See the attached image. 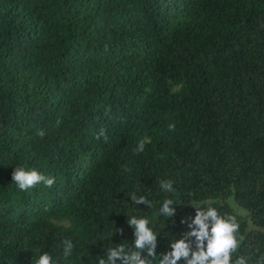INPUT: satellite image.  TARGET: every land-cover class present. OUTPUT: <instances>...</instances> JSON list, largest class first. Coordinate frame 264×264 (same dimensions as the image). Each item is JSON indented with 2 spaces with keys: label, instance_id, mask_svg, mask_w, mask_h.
<instances>
[{
  "label": "trees",
  "instance_id": "16d2710c",
  "mask_svg": "<svg viewBox=\"0 0 264 264\" xmlns=\"http://www.w3.org/2000/svg\"><path fill=\"white\" fill-rule=\"evenodd\" d=\"M17 166L55 184L19 190ZM166 198L171 219L159 215ZM206 200L237 216L240 254L254 264L264 254V0H0V264L44 252L66 264L65 238L68 264H98L120 243L131 252L133 215L151 221L158 264Z\"/></svg>",
  "mask_w": 264,
  "mask_h": 264
},
{
  "label": "clouds",
  "instance_id": "9594fccd",
  "mask_svg": "<svg viewBox=\"0 0 264 264\" xmlns=\"http://www.w3.org/2000/svg\"><path fill=\"white\" fill-rule=\"evenodd\" d=\"M171 84V81L168 82ZM57 126L61 123L57 120ZM169 131H175V124L168 125ZM38 135L43 137L45 133L39 131ZM105 137L103 130L97 134V139ZM150 138H142L134 148V154L143 153ZM125 171L129 169L125 168ZM12 181L19 190L27 191L37 185L43 184L52 188L55 178L46 176L39 171L27 170L23 166H17L12 173ZM174 182L162 180L159 187L162 192L174 194ZM132 204L145 205L151 208L152 201L144 195L132 193L129 197ZM213 201L206 200L200 206H192L195 215L186 217L181 221L189 229L183 232L178 239H173L169 244L170 250L162 254L158 264H250L251 256L240 254L241 244L245 237L240 234V222L236 215L221 214ZM176 204L174 199L166 198L159 209L161 217L172 218L176 214ZM151 221L145 216H131L127 224L133 229L134 243L132 251L129 246L116 244V247H109L106 257L100 258L98 264H116L120 260L122 264H154L157 248V237ZM62 258L68 264L69 258L73 255L75 245L71 239L65 238L61 241ZM146 255L142 258V253ZM32 264H59V260L48 252H44L32 261ZM254 264H264V254H258Z\"/></svg>",
  "mask_w": 264,
  "mask_h": 264
}]
</instances>
